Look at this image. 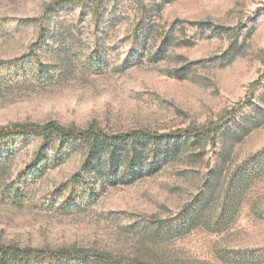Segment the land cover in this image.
I'll use <instances>...</instances> for the list:
<instances>
[{
	"label": "rangeland",
	"instance_id": "1",
	"mask_svg": "<svg viewBox=\"0 0 264 264\" xmlns=\"http://www.w3.org/2000/svg\"><path fill=\"white\" fill-rule=\"evenodd\" d=\"M55 1L0 0V129L143 130L125 146L157 164L107 182L79 142L7 138L0 243L82 252L56 264H264V0Z\"/></svg>",
	"mask_w": 264,
	"mask_h": 264
},
{
	"label": "trees",
	"instance_id": "2",
	"mask_svg": "<svg viewBox=\"0 0 264 264\" xmlns=\"http://www.w3.org/2000/svg\"><path fill=\"white\" fill-rule=\"evenodd\" d=\"M87 0H58L49 5L51 7H59L66 4L81 3ZM99 1V0H90ZM264 77V73L261 78ZM260 78V80H261ZM260 81L255 82V85ZM215 128L211 135H214ZM38 133L41 135V144L49 145L53 140L67 143H81L85 149L87 157V165L93 163L98 167L99 175L109 182L119 180L121 182H130L137 177L142 176L145 172H151L157 162L143 164L139 159L137 148H126L125 144L132 137L136 136L140 140L145 139L149 132L143 130L129 131L118 134H108L102 130H95L93 128L85 130H77L74 128H66L54 121H49L44 124H15L13 126L4 127L0 129V143L7 138L14 135H24L26 133ZM185 130H177L173 134L182 135ZM154 146H151V151ZM41 151L35 155V161L32 164L30 174L37 171L38 162H40ZM89 162V164H88ZM122 168L120 176H118V169ZM77 178V177H76ZM74 177V179L76 180ZM90 192H82L83 196L90 198L93 195V190ZM87 193V194H86ZM79 192L75 186H71L70 192L63 200L61 208L64 211L69 209L70 201H75L78 198ZM82 252L74 250L71 252L68 249H60L57 251H48L41 249H32L28 247H19L13 244L0 243V264H56L59 259L68 258L72 256H81Z\"/></svg>",
	"mask_w": 264,
	"mask_h": 264
}]
</instances>
